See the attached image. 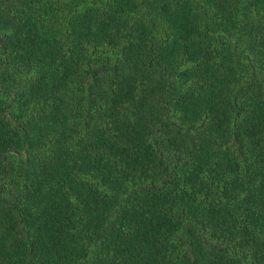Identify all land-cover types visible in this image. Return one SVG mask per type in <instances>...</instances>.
Segmentation results:
<instances>
[{
  "label": "trees",
  "instance_id": "16d2710c",
  "mask_svg": "<svg viewBox=\"0 0 264 264\" xmlns=\"http://www.w3.org/2000/svg\"><path fill=\"white\" fill-rule=\"evenodd\" d=\"M0 264H264V0H0Z\"/></svg>",
  "mask_w": 264,
  "mask_h": 264
}]
</instances>
